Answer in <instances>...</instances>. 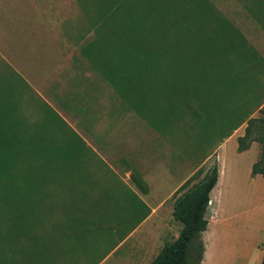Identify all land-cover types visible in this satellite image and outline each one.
<instances>
[{
	"label": "crops",
	"instance_id": "crops-1",
	"mask_svg": "<svg viewBox=\"0 0 264 264\" xmlns=\"http://www.w3.org/2000/svg\"><path fill=\"white\" fill-rule=\"evenodd\" d=\"M189 9H226V34L221 39L226 44V71L253 79L249 84L253 92L264 96V0H192ZM218 26L204 22L193 28L209 31ZM119 44L118 9H49L45 0H0V63L12 72L6 76L15 79V114L23 94L42 101L44 116L60 118L63 130L76 138L74 160L84 164L73 167L80 169L79 174L96 176L94 186L91 178L85 180L96 196L83 200L106 217L101 224L88 222L87 232L79 234L78 250L100 252L104 243L109 248L95 264H144L147 257L150 264L166 243L178 238L182 226L174 218L175 195L198 170L184 166L177 138L168 139L167 120L148 117V104H137L139 100L128 94L130 88L120 93L108 80L118 75L120 57L128 59V48L120 56ZM125 44L131 42L126 39ZM247 87L240 80L233 90L226 88L233 96L222 105L244 109ZM243 126L219 138V180L210 195L201 264L208 252L206 236L215 222L224 219L226 233L210 235L214 250L209 264L218 258L226 259V264H263L264 177L252 174L261 146L255 142L249 150L238 151ZM225 155L226 183L238 190L245 208L226 218L215 203L219 196H214L223 180ZM152 222L158 248L152 251L143 244L149 246L143 251L136 244L138 234L147 235Z\"/></svg>",
	"mask_w": 264,
	"mask_h": 264
},
{
	"label": "trees",
	"instance_id": "trees-1",
	"mask_svg": "<svg viewBox=\"0 0 264 264\" xmlns=\"http://www.w3.org/2000/svg\"><path fill=\"white\" fill-rule=\"evenodd\" d=\"M145 4H148V8ZM171 4L166 0H135L134 3L132 0L129 5L125 0L121 1L119 7L115 6L122 14L119 16L123 18V26L119 27V54L126 55L128 48V59L120 57L122 60L119 62L118 75L108 80L122 93H127V88H130L128 94L136 95L134 98L139 100L137 104L144 102L156 106L154 119H157L158 101L152 99L166 95L168 108L174 115L171 118H189L202 135L208 136V142L215 132L221 134L226 131L221 134L226 137L246 124L244 135L238 138V151L245 152L253 143H259L261 154L253 165L252 174L264 177V96L253 92L249 85L253 79L247 76L238 78L234 71H226V58L223 57H226V44L223 46L221 42L222 35L226 34V20L219 18L221 21H217L218 29L206 31L193 28L194 24L208 22L207 19L203 17L204 20H200L202 17L196 14V9L184 7L179 0L174 6H170ZM207 32L210 34L206 38L204 35ZM126 39L131 42L128 47ZM240 80L248 85L245 108L228 109L222 104L226 98L232 100L233 95L226 93V88L233 90ZM3 104H0V115L5 113L12 117L13 111L2 109ZM256 113L259 116H254ZM3 136L0 127V184L4 187L0 193V201L7 208L8 215L14 217L13 229L25 226V223L26 227L29 225L31 228L45 226L53 213L51 207L46 212L42 211L48 204L43 203L49 197L48 191L41 187V178L34 179L33 175L37 173L25 175L17 169L16 153L3 140ZM49 152L52 153L50 148ZM203 173L204 169H199L177 191L174 218L182 229L178 238L166 243L150 264L202 263L206 250L203 234L209 225L206 214L211 202V192L219 180L218 164L204 177ZM43 174L45 181H52L53 174L55 181L67 187L70 185L73 190L72 198L82 201L91 195L87 188L84 189L86 181L82 174L50 168ZM59 208L64 215L66 230L74 225L72 229L79 232L74 234L77 238L80 232H87L90 221L81 218L82 213L77 220L74 217L75 207L61 203ZM58 226V230H61L63 224L56 223L53 229ZM43 251L45 250L40 249L37 253L41 259Z\"/></svg>",
	"mask_w": 264,
	"mask_h": 264
},
{
	"label": "rangeland",
	"instance_id": "rangeland-1",
	"mask_svg": "<svg viewBox=\"0 0 264 264\" xmlns=\"http://www.w3.org/2000/svg\"><path fill=\"white\" fill-rule=\"evenodd\" d=\"M121 1L125 0H45V2L48 3L49 9H116L115 6L119 7ZM166 1L172 3L170 6H174L177 3V0ZM127 2L130 5L132 0H127ZM134 2L135 0H133V3ZM179 2L186 8H190L192 4V0H179ZM129 5L127 7H129ZM145 7L148 8V4H145ZM127 12H129V9ZM196 14H200V17H202L200 20H204L203 17H205L212 26L219 18L224 20V17L226 20V9H196ZM118 15L122 16L119 11ZM120 16L119 27H122L123 18ZM124 19L126 20V18ZM127 20H129V18ZM10 71L9 67L4 63H0V98H4L0 100L5 101V110L11 109V111H13L12 117L4 113L0 121L2 134L4 135L3 140L8 142L13 152L16 153L15 157L18 159L16 162L17 169L25 175L37 173V175H33L35 177L34 179L41 178L40 185L45 191H48L49 194L48 199L43 201L45 205L48 202L45 207L46 209L44 208L42 211L46 212L48 207H51L53 213H51L48 218V223L45 221V226L31 228L29 225L26 227L25 223V226L13 229V224L15 223L14 217L8 215L7 208L0 201V264H78V260L82 262L81 264H95L99 258L105 255L109 246L103 243V249L100 252H92L91 250L88 253L82 250L80 252L77 248L80 241L74 236V234H78L79 232L72 229L74 225L68 230L64 228V215H62V210L59 208V205L61 203H66L69 207H75L73 208V210L76 209L74 211V217L77 220L80 219V213H82L83 217L81 216V218H87L90 222H99V224H101L103 218L106 217V213L105 216H101L102 211L97 210L96 207L87 205L84 203V200L81 201L78 200V198H72L73 190L70 185L67 187L55 181L53 174L51 176L52 181H45L46 178L43 176V173H47L49 168L51 170L55 169L57 171L62 170L67 173L79 174L77 170L80 171V169L74 168L73 165H82L84 162L83 160L79 162L77 159L74 160V152H77V145L75 143L76 138L74 135L63 130V122L60 118H57V120L48 113L44 116L46 113L45 104L43 106L40 100H31L30 94H23V96H20V98L22 97L19 101L20 111H17L15 114L16 111H14L13 102L15 79H10L6 76V73L12 74ZM134 97H136V95H134ZM152 100L158 101L157 119L167 120L166 128L168 139L175 140L177 138V145H181L179 148L182 151L184 166H186L189 171L193 172L203 168L204 173L202 177H204L214 165L219 164L216 151L221 144V134L226 131L221 134L216 132L211 134L208 142V139H206L208 136L206 134L202 135L203 133L200 132L197 125L190 121L189 118H184V116L178 120L171 118L174 117V115L168 108L169 104L167 103L166 95L154 97ZM226 101H228V98H226ZM148 105L150 114L147 116L154 119V109L156 106H152L150 103ZM254 116L257 117L259 114L256 113ZM244 131L245 126L241 128V132ZM49 148L52 153L49 152ZM84 153L85 152H82L81 155ZM252 153L255 154V151ZM260 154L261 148L258 150V158ZM223 161V180L214 196L216 198L219 196L218 202L216 201L215 203H218L222 210V215L226 218V214L232 213L237 216L240 212H244L245 208L241 207L242 204L240 205L239 203L238 190L236 188L234 189L231 184L226 183V155ZM81 176H83L85 180L91 178L92 183L89 184L92 186H94L93 184H97L93 182L96 176L84 173H82ZM99 177L103 179L105 176L99 175ZM84 189H86V186ZM3 190L4 187L0 184V193ZM88 190H91L92 194L89 196H96V192L93 188ZM242 190L246 194L248 193L247 189L242 188ZM243 191H241L242 195ZM110 208L111 207H106L107 210ZM211 209H213V212L215 211L213 207ZM224 220L222 222H224ZM222 222H215L210 233L206 236L208 252L203 264H209L213 256L214 247L212 246V237L210 235H212L213 232L220 233V235L226 233V224ZM56 223H60V225L63 224L61 230H58L60 229L59 226L57 229H53ZM155 225L156 222H152L146 228L149 231L147 235L145 233L138 234L136 244L142 247L143 251L149 247H145L143 244L150 245L152 251L158 248L157 245V247L155 246L156 238L152 237ZM224 237L226 238V236ZM105 239L107 240L106 237ZM225 241L226 239H224L223 243H225ZM40 249L45 250L43 251L42 259L37 255ZM121 253L120 251L119 254ZM148 260L149 257H147L144 264H146ZM214 263L226 264V259L218 258Z\"/></svg>",
	"mask_w": 264,
	"mask_h": 264
}]
</instances>
